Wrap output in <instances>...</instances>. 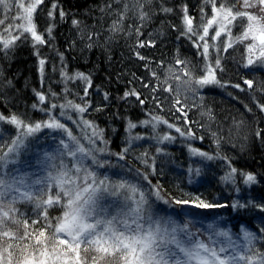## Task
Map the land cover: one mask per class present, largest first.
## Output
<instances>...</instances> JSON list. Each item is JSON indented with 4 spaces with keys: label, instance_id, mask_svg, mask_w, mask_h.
I'll use <instances>...</instances> for the list:
<instances>
[{
    "label": "trees",
    "instance_id": "16d2710c",
    "mask_svg": "<svg viewBox=\"0 0 264 264\" xmlns=\"http://www.w3.org/2000/svg\"><path fill=\"white\" fill-rule=\"evenodd\" d=\"M224 2L218 0L217 6ZM53 3L58 8L50 18ZM185 9L201 34L212 13V4L205 0H42L32 17L35 30L46 41L38 44L20 27L21 9L11 0L7 8L0 5L2 130L11 126L16 133V126L7 122L13 115L25 123L47 121L49 116L41 109L66 100L85 107L86 112L78 119L76 112L65 109L61 116L58 107L53 114L60 122L75 137L84 132L76 121L94 123L103 130V138L113 152L125 145L127 126L145 118L159 117L185 133L191 129L193 135L185 134L184 140H176L173 147H167L166 154L155 159L153 172L150 167H142V172L172 201L188 200L194 195L205 203L223 205L219 211H206L197 217L189 212L188 216L207 221L224 217L234 234L242 227L248 228L256 236L253 255L264 253V111L260 108L264 105V65L245 68L242 48L225 51L222 37L216 50L208 54L211 65L220 60L215 70L217 83L197 85L195 81L206 74L207 64L202 46H194L197 37L189 38L186 32ZM60 10L65 13L63 18ZM74 20L78 24L74 25ZM22 32L26 38L15 39ZM140 41L146 46H139ZM5 42L10 44L8 49L4 48ZM41 59L45 61L43 70ZM177 60L183 63L178 65ZM62 69L69 76L85 74L90 86L78 79L65 81ZM186 80L190 81L188 85L181 82ZM245 80L252 81V87ZM132 90L146 101L144 105L136 96L125 97V92ZM37 92L47 97L44 104L39 103ZM177 99L184 106L187 121L177 111L181 106L175 104ZM60 134L33 140L68 141L64 132ZM182 142L191 148L190 152L195 149L199 157L191 158L189 148H180ZM140 148L134 146L133 150L139 153ZM142 148L148 156L150 147ZM233 168L234 180L225 181ZM247 174L255 177L254 183L244 182ZM241 204L243 207H234Z\"/></svg>",
    "mask_w": 264,
    "mask_h": 264
},
{
    "label": "snow or ice",
    "instance_id": "6c2138e0",
    "mask_svg": "<svg viewBox=\"0 0 264 264\" xmlns=\"http://www.w3.org/2000/svg\"><path fill=\"white\" fill-rule=\"evenodd\" d=\"M10 0H0V5L5 8L8 7ZM15 3L19 9H22L26 14L20 16L22 20H26L29 25L32 22V13L36 6L42 3V0H36L35 4L27 3L26 0H11ZM206 3L212 4L213 16L207 21V25L203 27V35H200L193 27V18L189 17L185 9L184 21L187 25L186 32L190 34L189 38L193 36L197 39L193 40L194 46L200 48L202 46V55L207 60L209 54L208 39L215 41L221 37L222 32L231 34L233 22H243L244 19L248 21L244 32L241 36L236 37V40L248 39L251 35L253 41L248 45L249 50L259 47L260 56L264 57V0H243L244 11H240L237 8V4L229 5L227 0L224 3H219L218 0H205ZM238 3V0H237ZM58 8L56 3L52 4V10L49 12V17L53 18L55 10ZM248 9H255V11H248ZM167 11V10H166ZM202 13L204 9H201ZM223 13L222 21L217 20V14ZM60 17L63 18L65 13L60 10ZM218 23L220 27L215 30V34H209V28L213 24ZM2 23V22H0ZM73 24H78L77 21H73ZM24 32L31 33L32 39L35 43L44 44L46 41L43 39L42 34H39L34 26L24 28ZM257 28H259V35L256 34ZM51 26L48 29L51 33ZM139 31V30H137ZM21 35L16 36L15 39H21ZM26 38V37H23ZM92 37L89 36V40ZM259 41V44H256ZM202 42V45H201ZM91 46V45H89ZM139 46H146L143 41L139 42ZM10 44L5 42L4 48L8 49ZM231 47V43L227 45ZM225 48V51L227 50ZM182 61L177 60V64H182ZM45 61L40 60L41 70ZM253 60L248 59V65H252ZM247 66V65H246ZM220 67V60L217 58L215 68ZM206 74L195 81L197 85L204 86L212 83H217L215 79V69L211 64L206 65ZM185 75H188L185 72ZM61 77L65 81L69 80H82L88 86L91 81L83 73H77L74 76H69L63 69L61 70ZM176 80L180 81V77L176 76ZM188 85L190 81H181ZM245 84L252 87L253 82L245 80ZM147 86V85H145ZM236 87H239L237 85ZM169 91L170 89H165ZM156 91V89H153ZM88 94V88H85V96ZM40 104H44L47 100L45 94L36 93ZM53 96L56 93H52ZM125 97L136 96L138 102L144 105L146 101L140 97V94L132 90L125 92ZM175 104L181 105L177 108L178 112H182L183 105L180 100L177 99ZM159 106V105H158ZM37 107V105H33ZM60 108V115L64 116L65 109H71L72 111L83 114L86 112V108L74 104L70 100H66L64 104L57 105L55 103L41 111H45L49 116L47 121L37 122L35 124L25 123L17 116L13 115L8 118L7 122L16 126L17 136L12 140L10 145H0V168H3L9 163H15L16 157L20 151L24 148L26 141L29 137L39 132L42 128H49L53 130H59L64 132L69 143H66L64 139H61L60 144L65 151L60 152V156H63L65 152L73 160L71 167L65 164L61 160L59 165H56L55 156H46L45 163L50 162L52 171L48 176L43 179H37L32 183L37 185H43L37 193L31 191V185L26 181L25 177H11L8 178V174L0 175V224L4 223V218H7L10 213L16 214L18 212L14 207H10L8 210H4V200L11 196L8 200L9 205H14L17 201H32L35 195L43 196L45 194V188L50 192L47 199H42L37 203V207H43V219L47 222V227L43 225L38 230L33 229L28 231V223L25 221L26 230L24 236L21 238L24 241L35 240L36 244L33 247L41 244L52 243L46 236V231H50L54 228V232L51 233L54 240L59 241V245L63 246L66 250L74 252L78 258L77 264H87L88 254L90 252L96 253L92 255L91 259L94 264H99L101 260L111 257L115 259L119 256L124 260L125 264H264V253L256 252L254 255H247L246 253L252 252L254 248V241L256 236L245 229H241L243 234V245H237L232 239L231 235L227 231H216L212 225H208V228L212 230L210 232L209 239L213 246L199 240L196 237V233L189 232L187 225L184 227H176L173 222L166 221L160 218L153 219L152 215L145 216L146 205L148 203L147 198L143 192L139 193V198H136L137 189L126 182H120L114 184L108 177H99L94 171H89L84 166L83 161L86 158H91L92 162L98 167H103V164L95 157L96 152L103 153L105 149L96 148L97 142L106 144L107 141L103 138V130L99 129L94 123L86 120L76 121L81 126L82 131L86 133V139L92 148L84 147L80 141L72 134V131L66 127V125L60 122L59 118L53 114V110ZM175 107V105H174ZM262 111H264V105H260ZM184 119L187 121V113L182 112ZM179 118V117H178ZM71 119V117H69ZM5 120V117L0 115V121ZM153 127L156 124L165 123L169 128L173 125L167 121L161 120L159 117H153ZM142 123L148 124L150 121H143ZM136 127L134 124H129L128 129ZM91 129L88 133L87 130ZM175 131L180 135H193L191 129L187 130V133L182 131L179 127L175 128ZM261 135V133H257ZM139 139V137H134ZM164 140L171 139L170 136L165 135ZM6 149V150H5ZM159 151V149H158ZM196 153L195 149H192ZM124 152L119 154L120 159L125 158ZM201 156L205 153H198ZM236 169L231 171L225 176V181L234 180V174ZM147 179V177H145ZM244 182L251 184L255 182V177L252 174L244 176ZM117 190H130L133 193L132 197H126L129 203L126 205L127 210H121L116 215H110L108 210L99 205V200L102 198L101 194L106 192H114ZM153 195L157 199H160L159 188L155 190ZM195 202L196 208H212L223 207V205H212L205 203L202 200ZM177 204L188 205L189 200H177ZM243 205H234V207ZM53 207H60L63 210L62 216L56 218L55 223L48 217V209ZM264 211V206L261 207ZM32 225L39 223L37 220H33ZM147 225V226H146ZM264 231V229H261ZM178 233H183L186 239L182 240L178 238ZM8 236V232L3 233ZM223 237L224 240L221 246L218 248L215 246L216 241L212 237ZM41 238H44L43 240ZM243 249V251H241ZM81 253L84 255L81 256Z\"/></svg>",
    "mask_w": 264,
    "mask_h": 264
},
{
    "label": "rangeland",
    "instance_id": "374dc122",
    "mask_svg": "<svg viewBox=\"0 0 264 264\" xmlns=\"http://www.w3.org/2000/svg\"><path fill=\"white\" fill-rule=\"evenodd\" d=\"M26 2L35 4L36 0H26ZM238 3L236 0L235 4L238 5V10L244 11L245 9L243 8V0H238ZM248 11H255V9H248ZM21 12L22 16L26 15L22 9ZM212 16L213 12L211 13V16L208 18V20L211 19ZM222 17L223 13L217 14V20L222 21ZM247 23L248 21L246 19H244L243 22H233L231 34L229 35L228 33L222 32L221 37H219L215 41L211 40L210 38H206L208 39L209 50L215 51L217 48L216 46L218 40L223 37L224 49L229 43H231V47H227V49L236 47H240L243 49H241V51H243V53L245 54V68H248L250 66L248 65V59L253 60L252 66L264 65V57L260 56V48L257 47L252 50H249L248 48V45L253 43L251 35L248 39L236 40V37L241 36L244 32ZM22 25L24 26V28H26L29 26H33V23L31 22V25H29L26 20H22ZM206 25L207 22L204 26ZM219 27L220 24L214 22L213 26L209 28L210 36L214 35L215 30H217ZM256 34L259 35V28H257ZM200 35H203V28ZM256 44H259L258 41H256ZM236 50L239 51L240 49L237 48ZM205 62L207 65L211 64L209 57L207 60L205 59ZM215 64L212 66L216 70ZM77 114L78 119H80L81 114ZM143 121H150L151 123L144 124L142 123ZM153 123H155V121H153V117L145 118L140 122L134 123L136 127L132 128L131 131H129L128 125L126 128L127 132L125 134L126 143H122L125 145H123V147L116 152H113L107 143L102 144L97 142V144L95 145L96 148L105 149L103 153H95L96 159L103 164V167H98L92 162L91 158H86L83 161L84 166L87 167L89 171H94L97 176L101 178L108 177V179L114 184H119L123 181L128 185L135 187L137 189V199L139 198V193L143 192L148 201L147 205L145 206V216L151 214L153 219L160 218L166 221H171L176 227H184L185 225H187V229L189 232L196 233V237H194V239L198 238L199 240L209 244V246L213 245L209 239L210 232L212 230L208 228V225H212L213 229H215L216 231L229 232L232 239L237 243V245H243L244 241L241 229L243 228L247 231L252 232L250 229L242 227L238 231H236V234H234V232L225 225L224 221L226 219L224 217H217L208 221L194 218L199 215L202 216V214L206 211H209L210 213L213 211L215 212L222 210V207L196 208L194 206V203L199 201L194 195L189 197L188 200L190 201V203L188 205L177 204L176 201H172L168 198L167 195H164L163 191L157 186V184L153 185L148 178L145 179V177L147 176L142 172L141 168L150 167L149 171L153 172L155 170V167L153 166L154 168H152L151 166L155 162V159L158 156L161 157V154H166L167 147H173L176 143V140H184L185 138L184 135H180V133L175 131L176 127L174 126L172 128H169L167 124L159 123L156 124V127H153ZM2 128L3 123L0 121V145H10L12 140L17 136V129L15 130L16 133H13L11 129L13 127L11 126L5 128L4 130H2ZM87 132L90 133L91 129H88ZM48 134L50 136L61 135L59 130L42 128L39 132L28 138L24 148L16 157L15 163H9L3 168H0V175L7 173L8 178L23 176L31 185V191L33 193H37L38 190L43 187V185H37L32 182L37 179L46 178L49 172L52 171L50 162L45 163L46 156H55L56 165H59L61 160H63L65 164L71 167V164L73 163L72 158L68 156L66 152L63 156H60V152L65 151L63 149V146L60 144L61 139H51L46 143H37L33 140V138H36L37 140ZM165 135L170 136L171 139L164 140L163 137ZM134 137H139V139H134ZM77 139L84 147H93L86 139L85 132H83L80 137H77ZM65 142L69 143V141L67 140H65ZM145 145L150 147L148 156H145L147 155V153L144 152V150L146 149L142 148V146ZM134 146L141 147L139 153L133 150ZM180 148H185L186 151H188L189 148V155L191 158L199 157L195 153L190 152L191 148L188 145L183 144V142L181 143ZM125 149H127L125 158L120 159L119 154L124 152ZM152 154L156 156H154L153 158L150 157L152 159H150V161L147 157L151 156ZM130 157H132V162ZM157 187L159 188L160 199H157L156 196L152 194L155 192ZM44 191L45 194L43 196L35 195L30 202L17 201L14 205L8 204V200L11 199V196L5 198L4 210H8L10 207H14L18 210V212L16 214L10 213L7 218H4V223L0 224V264H77L78 258L76 254L74 252H71V250H66L63 246L59 245L58 240L53 239L51 233L54 232V228H52L50 231H46V236L49 240L53 241L52 243L41 244L39 246L33 247V245L36 244V241L34 239L31 241H24L21 239L24 236L26 230L25 221H27L29 226L27 230L32 231L33 229H36L37 234L42 225L45 228L47 227V222L43 219L44 208H38L36 206L37 203L42 199H47L48 194H50L47 188H45ZM101 196L102 198L99 200V205L107 209L110 215H116L121 210H127L126 205L129 203V201L126 199V197H132L133 193L130 190H117L114 192L102 193ZM189 205L190 207H187ZM47 211L48 217L53 221V223H55L56 218L62 216L63 213V210L60 207L49 208ZM189 212H194L195 216L193 218L189 217ZM180 213L185 214L181 216ZM33 220H37L39 223H37L36 225H32L31 222ZM4 232H8L9 235L5 236L3 234ZM178 238L182 240L186 239L183 233H178ZM41 239L43 240L44 238ZM212 239L216 241L215 246L217 248L221 246V243L224 240L223 237L215 236L212 237ZM241 251H243V249H241ZM246 254L253 255L252 252ZM83 255L84 254L81 253V256ZM92 255H96V253L90 252L88 254L87 264H94L91 259ZM99 264H125V262L119 256H116L115 259L111 257L105 258L104 260H101Z\"/></svg>",
    "mask_w": 264,
    "mask_h": 264
},
{
    "label": "water",
    "instance_id": "95a60500",
    "mask_svg": "<svg viewBox=\"0 0 264 264\" xmlns=\"http://www.w3.org/2000/svg\"><path fill=\"white\" fill-rule=\"evenodd\" d=\"M258 43H259V41H258ZM187 207H190V205H189V206H187ZM191 208H192V206H191Z\"/></svg>",
    "mask_w": 264,
    "mask_h": 264
}]
</instances>
